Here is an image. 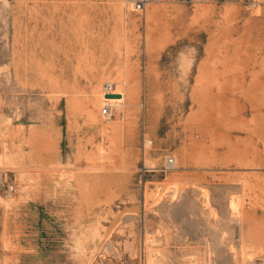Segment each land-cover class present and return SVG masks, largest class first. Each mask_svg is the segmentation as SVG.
<instances>
[{"label":"rangeland","instance_id":"1","mask_svg":"<svg viewBox=\"0 0 264 264\" xmlns=\"http://www.w3.org/2000/svg\"><path fill=\"white\" fill-rule=\"evenodd\" d=\"M0 264H264V6L0 0Z\"/></svg>","mask_w":264,"mask_h":264},{"label":"built area","instance_id":"2","mask_svg":"<svg viewBox=\"0 0 264 264\" xmlns=\"http://www.w3.org/2000/svg\"><path fill=\"white\" fill-rule=\"evenodd\" d=\"M124 5L133 13L140 17H144L148 9L156 4L161 3H176L183 6L195 7L203 4H233L241 5L250 9H256L264 6V0H123ZM105 96H113L115 88L112 84H107L104 89ZM122 107L121 103H109L104 106L102 114L105 118L111 119ZM176 163L174 159H168L164 165V171H172Z\"/></svg>","mask_w":264,"mask_h":264},{"label":"bare ground","instance_id":"3","mask_svg":"<svg viewBox=\"0 0 264 264\" xmlns=\"http://www.w3.org/2000/svg\"><path fill=\"white\" fill-rule=\"evenodd\" d=\"M115 84H117V85H120L121 87L122 86H124V84L123 83H119V82H116ZM113 96H111V97H108V96H105L104 94H100V96L98 97L97 96V98H98V100H97V104H98V102H109V103H124V101H125V99H126V94L124 93V91L122 90V89H117L115 92H114V94H112ZM114 97V98H113ZM116 97V98H115ZM105 103V104H106ZM209 204V203H208ZM207 204V205H208ZM210 205V204H209ZM231 208L232 209H235V207L233 206H231ZM240 240V239H239ZM242 246V245H241ZM245 246V245H244ZM243 246V247H244ZM246 247V246H245ZM252 248V247H251ZM254 248V247H253ZM242 252V251H241ZM242 255V254H241ZM250 259H251V257H250ZM254 259V258H253ZM161 261V260H160ZM150 262V261H149ZM155 262H156V260H155ZM234 263V262H233Z\"/></svg>","mask_w":264,"mask_h":264}]
</instances>
